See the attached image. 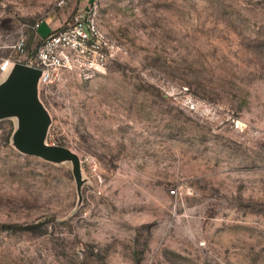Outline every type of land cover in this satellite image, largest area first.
Listing matches in <instances>:
<instances>
[{"label":"rangeland","instance_id":"rangeland-1","mask_svg":"<svg viewBox=\"0 0 264 264\" xmlns=\"http://www.w3.org/2000/svg\"><path fill=\"white\" fill-rule=\"evenodd\" d=\"M92 4L121 53L38 86L82 183L0 120V264H264V0H0V61Z\"/></svg>","mask_w":264,"mask_h":264},{"label":"built area","instance_id":"built-area-1","mask_svg":"<svg viewBox=\"0 0 264 264\" xmlns=\"http://www.w3.org/2000/svg\"><path fill=\"white\" fill-rule=\"evenodd\" d=\"M15 48L18 56L2 59L0 74L5 77L15 63L26 64L41 70L39 87L53 83L62 71H74L89 79L121 53L116 42L101 30L95 4L78 11L64 26L41 38L31 58H27L23 39Z\"/></svg>","mask_w":264,"mask_h":264},{"label":"water","instance_id":"water-1","mask_svg":"<svg viewBox=\"0 0 264 264\" xmlns=\"http://www.w3.org/2000/svg\"><path fill=\"white\" fill-rule=\"evenodd\" d=\"M40 76L38 68L22 63L12 66L0 83V120L18 119L12 142L19 152L50 162L70 161L79 189L82 181L78 156L64 146L46 143L50 116L38 98Z\"/></svg>","mask_w":264,"mask_h":264},{"label":"trees","instance_id":"trees-1","mask_svg":"<svg viewBox=\"0 0 264 264\" xmlns=\"http://www.w3.org/2000/svg\"><path fill=\"white\" fill-rule=\"evenodd\" d=\"M2 229L4 230H12V231H18V230H29V231H35L38 228V225H26V226H21V225H3L1 226Z\"/></svg>","mask_w":264,"mask_h":264}]
</instances>
